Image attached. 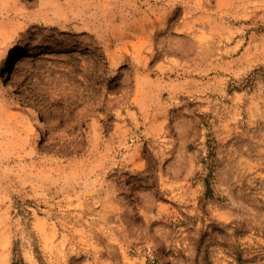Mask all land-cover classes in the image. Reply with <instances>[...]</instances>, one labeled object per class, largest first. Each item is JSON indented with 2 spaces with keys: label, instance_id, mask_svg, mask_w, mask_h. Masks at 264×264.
<instances>
[{
  "label": "rangeland",
  "instance_id": "374dc122",
  "mask_svg": "<svg viewBox=\"0 0 264 264\" xmlns=\"http://www.w3.org/2000/svg\"><path fill=\"white\" fill-rule=\"evenodd\" d=\"M10 58L0 264H264V0H0Z\"/></svg>",
  "mask_w": 264,
  "mask_h": 264
},
{
  "label": "bare ground",
  "instance_id": "6f19581e",
  "mask_svg": "<svg viewBox=\"0 0 264 264\" xmlns=\"http://www.w3.org/2000/svg\"><path fill=\"white\" fill-rule=\"evenodd\" d=\"M11 61H12V59L10 58L5 62L4 66L2 68V71H1V75H0V79L3 82V85L6 87H8V85H7V72L9 70V66L11 64ZM10 94L14 97L12 92H10Z\"/></svg>",
  "mask_w": 264,
  "mask_h": 264
}]
</instances>
